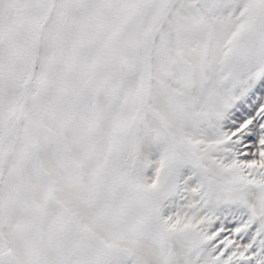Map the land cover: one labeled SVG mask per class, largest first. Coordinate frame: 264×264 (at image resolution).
Masks as SVG:
<instances>
[{"label": "snow or ice", "instance_id": "1", "mask_svg": "<svg viewBox=\"0 0 264 264\" xmlns=\"http://www.w3.org/2000/svg\"><path fill=\"white\" fill-rule=\"evenodd\" d=\"M0 264H264V0H0Z\"/></svg>", "mask_w": 264, "mask_h": 264}]
</instances>
